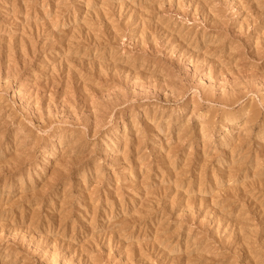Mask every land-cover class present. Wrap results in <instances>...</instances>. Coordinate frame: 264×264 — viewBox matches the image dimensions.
Listing matches in <instances>:
<instances>
[{
	"label": "rangeland",
	"instance_id": "374dc122",
	"mask_svg": "<svg viewBox=\"0 0 264 264\" xmlns=\"http://www.w3.org/2000/svg\"><path fill=\"white\" fill-rule=\"evenodd\" d=\"M0 264H264V0H0Z\"/></svg>",
	"mask_w": 264,
	"mask_h": 264
}]
</instances>
